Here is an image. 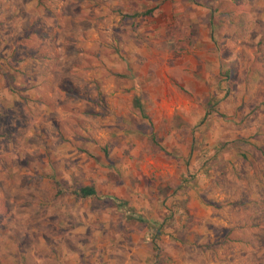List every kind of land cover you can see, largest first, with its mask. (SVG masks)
Segmentation results:
<instances>
[{
	"label": "rangeland",
	"instance_id": "obj_1",
	"mask_svg": "<svg viewBox=\"0 0 264 264\" xmlns=\"http://www.w3.org/2000/svg\"><path fill=\"white\" fill-rule=\"evenodd\" d=\"M0 264H264V0H0Z\"/></svg>",
	"mask_w": 264,
	"mask_h": 264
},
{
	"label": "trees",
	"instance_id": "obj_2",
	"mask_svg": "<svg viewBox=\"0 0 264 264\" xmlns=\"http://www.w3.org/2000/svg\"><path fill=\"white\" fill-rule=\"evenodd\" d=\"M153 11V8H148L147 7V11L145 13H139V14H150L151 12ZM136 16V15H135ZM219 70H218V73H222L225 75L226 78H228L229 76V69H227V67H224L223 68V65H219ZM223 68V69H222ZM1 74H2V78H3V81L4 83L6 84L7 88L10 89L11 91L14 90L17 86L15 85L14 81H15V77L11 74V72H4V71H1ZM122 77H125L127 79H130V80H135L136 78L132 75V74H124V75H121ZM137 80V79H136ZM225 79H222L221 81H223ZM219 81V83L221 82ZM19 86H22V88L24 87V83L21 82L19 83ZM227 87V85H226ZM218 89H219V86H218ZM220 91V89H219ZM223 99L220 98L218 99L216 97V94H214L213 92H211V94L209 95V97L207 98V103H206V107H205V111H206V117H209V116H212L213 114H216L218 112V104L219 102H221ZM132 105L134 107V109L137 110L140 118L142 120H147L149 121L150 118L149 116L147 115V109H146V106L142 103V101L139 99V98H134L132 100ZM204 120V118H203ZM154 140V139H152ZM192 142L194 145L198 144L199 143V140L198 138H196L195 136H193V139H192ZM244 142H246L245 140L243 139H233V140H230V141H227L225 142L224 144H221L220 146V149L219 150H222L224 148H233L232 145H236L238 148L240 144H244ZM239 157H243L245 158L246 157V154L243 153V152H240ZM104 157L109 161V164H111V158L109 156V153L106 149H104ZM192 161H186V167L191 164ZM206 167V170L208 173L209 172H212L214 171V166H213V163L211 164L209 160L203 162V166L201 168H204ZM216 170L218 167H215ZM53 180V189H54V194L55 196L57 197H65V196H70V197H74L76 199H89V198H92V197H95L97 196V190L95 189V187L93 185H85V186H74V187H68V186H64L62 185L59 181L56 180V178H51ZM141 221L143 222H147L148 224H155L156 225V221L154 220H145V219H140ZM154 225V227H155ZM148 233V232H147ZM151 239L147 240L149 245L154 249V250H157V240L155 238V235H148Z\"/></svg>",
	"mask_w": 264,
	"mask_h": 264
}]
</instances>
